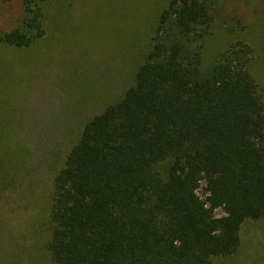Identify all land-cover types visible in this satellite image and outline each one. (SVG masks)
Masks as SVG:
<instances>
[{"label":"trees","instance_id":"trees-1","mask_svg":"<svg viewBox=\"0 0 264 264\" xmlns=\"http://www.w3.org/2000/svg\"><path fill=\"white\" fill-rule=\"evenodd\" d=\"M46 1L23 0L21 25L0 32V45L42 39ZM213 19L206 0H170L134 85L83 126L54 178L55 264H212L236 252L245 221L264 218V106L250 49L230 46L204 70Z\"/></svg>","mask_w":264,"mask_h":264},{"label":"rangeland","instance_id":"rangeland-1","mask_svg":"<svg viewBox=\"0 0 264 264\" xmlns=\"http://www.w3.org/2000/svg\"><path fill=\"white\" fill-rule=\"evenodd\" d=\"M169 2L47 0L42 39L25 49L0 45V264H55L47 247L54 178L83 126L134 85ZM206 4L214 19L202 39L203 69L246 45L264 106V0ZM24 16L23 0H0L1 33ZM197 194L206 197L203 187ZM212 264H264V218L245 221L236 252Z\"/></svg>","mask_w":264,"mask_h":264}]
</instances>
